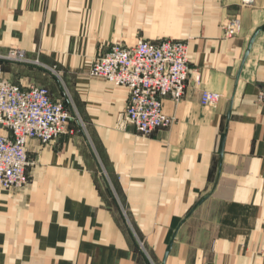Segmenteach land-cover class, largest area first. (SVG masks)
<instances>
[{"label":"crops","instance_id":"0c3cea01","mask_svg":"<svg viewBox=\"0 0 264 264\" xmlns=\"http://www.w3.org/2000/svg\"><path fill=\"white\" fill-rule=\"evenodd\" d=\"M118 38L190 41L170 127L140 133L128 89L89 74ZM11 48L40 64L5 76L68 103L72 132L30 140L28 184L0 186V264H264V0H0Z\"/></svg>","mask_w":264,"mask_h":264},{"label":"built area","instance_id":"2783aa9c","mask_svg":"<svg viewBox=\"0 0 264 264\" xmlns=\"http://www.w3.org/2000/svg\"><path fill=\"white\" fill-rule=\"evenodd\" d=\"M255 0H243L252 4ZM241 28L240 19L230 20L225 34L234 36ZM190 41L140 39L132 44L114 42L90 65L89 74L105 79L129 91L126 108L128 119L136 129L149 135L168 128L174 118L164 111L167 97L179 101L185 94L190 74ZM40 64L30 60L20 48L0 53V186L22 188L29 182L30 140L50 143L72 132L71 114L65 102L55 100L45 86H20L5 76L2 62ZM196 80L200 82L201 76ZM221 95L203 90L202 103L214 106Z\"/></svg>","mask_w":264,"mask_h":264},{"label":"rangeland","instance_id":"374dc122","mask_svg":"<svg viewBox=\"0 0 264 264\" xmlns=\"http://www.w3.org/2000/svg\"><path fill=\"white\" fill-rule=\"evenodd\" d=\"M227 25V24H226ZM226 27V26H225ZM127 39L126 38H118V39H116V41L115 42H118V41H121V42H123V43H127L128 41H126ZM186 40H188V39H186ZM133 43V41L132 42H128L127 44H132ZM112 46V45H111ZM65 102V101H64ZM66 103V102H65ZM66 105H67V107H68V103H66ZM69 109V108H68ZM70 111V110H69ZM71 114V113H70ZM72 116V115H71Z\"/></svg>","mask_w":264,"mask_h":264}]
</instances>
